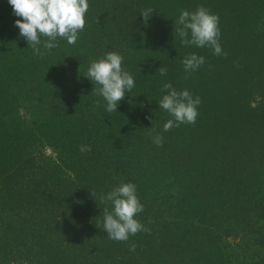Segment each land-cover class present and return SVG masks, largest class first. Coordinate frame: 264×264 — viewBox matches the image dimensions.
Wrapping results in <instances>:
<instances>
[{
    "label": "trees",
    "instance_id": "1",
    "mask_svg": "<svg viewBox=\"0 0 264 264\" xmlns=\"http://www.w3.org/2000/svg\"><path fill=\"white\" fill-rule=\"evenodd\" d=\"M172 1L89 0L76 44L38 56L0 0V264H264V0ZM200 5L226 56L182 44L175 21ZM110 51L135 79L111 113L85 77ZM189 53L205 63L186 73ZM166 83L200 98L194 125L164 131ZM121 182L148 229L125 242L107 238L100 200Z\"/></svg>",
    "mask_w": 264,
    "mask_h": 264
},
{
    "label": "clouds",
    "instance_id": "2",
    "mask_svg": "<svg viewBox=\"0 0 264 264\" xmlns=\"http://www.w3.org/2000/svg\"><path fill=\"white\" fill-rule=\"evenodd\" d=\"M8 3L12 6L14 15L22 18L15 21L20 36L38 56L43 55L41 45L48 50L59 47L58 39H65L68 44L75 45L79 33L86 26V13L90 8L89 0H8ZM154 12L155 9L151 7L142 10L141 16L146 25ZM219 21L217 14L200 5L193 12L181 10L175 25L182 26L177 32L183 45L208 47L214 50L215 55L226 56L227 53L223 52L220 44ZM42 37L46 39L42 41ZM123 63L122 54L110 51L103 58L92 61L85 76L94 84L93 92L106 101V110L109 113L117 111L120 102L135 87V79L125 70ZM182 63L185 72L191 73L199 70L205 63V57L189 53L182 59ZM157 73L164 76L167 68L163 65L157 69ZM162 90L167 94L159 101V108L173 117L164 124V131H170L180 124L194 125L199 116L200 98H193L188 90L177 91L171 83L164 84ZM96 106L99 107V101ZM153 142L162 146L163 137L157 135ZM80 150L90 151L91 146H81ZM91 194L95 198L93 190ZM100 200L112 205L111 210L108 207L103 210V228L108 239L125 242L130 236L148 230L135 218L144 211V205L137 195L136 184L121 182L107 195H102ZM135 248L136 245L133 244L130 250L135 251Z\"/></svg>",
    "mask_w": 264,
    "mask_h": 264
},
{
    "label": "rangeland",
    "instance_id": "3",
    "mask_svg": "<svg viewBox=\"0 0 264 264\" xmlns=\"http://www.w3.org/2000/svg\"><path fill=\"white\" fill-rule=\"evenodd\" d=\"M166 3H167L166 5L170 7V5L173 4L174 2L172 0H167ZM184 5H185V3H184ZM173 46H175V49H176V43H173ZM184 48H185V46H184ZM203 50H208V49H203ZM237 55L238 54L232 53V61H231L232 65L231 66H235L236 67V68H233V69H237V67L239 66V63H241V60L239 59L241 57V55L240 54L238 56ZM185 56H187V55H185ZM178 63H179L180 67H184V65L182 63V60L178 59ZM21 114L26 115L24 110H21ZM53 153L54 152L50 148L47 149V151H46L47 155H52ZM54 155H56V154H54Z\"/></svg>",
    "mask_w": 264,
    "mask_h": 264
}]
</instances>
